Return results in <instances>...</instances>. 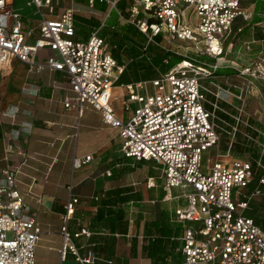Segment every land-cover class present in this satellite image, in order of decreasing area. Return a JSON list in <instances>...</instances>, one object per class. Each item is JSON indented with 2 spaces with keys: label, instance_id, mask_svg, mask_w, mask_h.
Instances as JSON below:
<instances>
[{
  "label": "built area",
  "instance_id": "obj_1",
  "mask_svg": "<svg viewBox=\"0 0 264 264\" xmlns=\"http://www.w3.org/2000/svg\"><path fill=\"white\" fill-rule=\"evenodd\" d=\"M60 1H28L41 13L39 34L34 37V29L25 26L15 9V0H0V71L18 60L30 71L49 68L63 72L73 91L65 102L67 108L76 109L79 115L87 107L102 111L104 122L119 129L125 156L154 160L162 166L167 198L186 199L185 205L175 209L183 224L178 237L182 264H264V228L247 214L251 202L264 196V190L256 186L244 192L241 188L249 187L255 174L252 162L233 155L231 149L223 152L220 148L223 131L234 140L239 123L245 119L243 109L229 113L222 105L232 92L217 82L216 74L218 61L226 62L223 67H233L227 62L238 63L255 52L256 40L241 43L238 39L241 44L234 50L236 59L228 57L243 30H235L236 21L253 19V11L243 5L250 0H88L90 7L100 2L117 9L125 1L129 15L119 10L121 18L135 24L150 41L163 35L160 46L180 40L194 45L195 54L216 59L198 64L197 58L183 54L185 58L167 72L128 84L123 109H129L132 102L137 106L126 120L112 104L113 88L125 65H120L99 29L87 39L79 38L75 23L78 8L60 11ZM44 49L48 54L38 60V52ZM257 53L260 59L256 66L238 69L241 74L253 69L264 78V47ZM242 90L235 96L242 98ZM219 111L230 114L236 124L231 125ZM7 112L15 115L17 109ZM30 129L26 122L9 133L2 159L7 164H0V264H37L35 251L42 230L19 189V165L9 163L14 152L11 141L21 130ZM213 148H217L214 160L204 164L205 153ZM92 158L93 154L76 158L74 166L81 167ZM258 165L264 168L261 161ZM260 183L264 184V177ZM174 189L180 190L178 196H174ZM78 202V197H71L66 205L62 257L73 252L82 264H94L98 257L91 250L81 255L75 241L90 236L89 229L72 233L67 225Z\"/></svg>",
  "mask_w": 264,
  "mask_h": 264
},
{
  "label": "crops",
  "instance_id": "obj_2",
  "mask_svg": "<svg viewBox=\"0 0 264 264\" xmlns=\"http://www.w3.org/2000/svg\"><path fill=\"white\" fill-rule=\"evenodd\" d=\"M259 1L264 0L243 1L253 11V19L246 26L239 25L243 30L237 34L241 43L256 40L254 50L264 47V9H257ZM103 6L100 3L89 10L78 7L83 12L76 16L82 20L75 17V23L85 24L84 18L95 17L104 26L113 8ZM102 13L103 17H98ZM40 19L23 16L25 26L34 29V37L39 34ZM118 21L126 23L121 15ZM48 52L41 50L37 59L44 60ZM14 63L0 71L9 83L3 103L0 101V164H7L2 159L9 133L30 123V131L21 130L11 141L14 152L9 163L19 165V189L42 230L35 251L37 264H82L73 252L62 257L64 215L71 197H78L79 202L68 228L72 233L89 229L90 236L75 241L81 255L91 250L98 257L94 264H182L178 237L183 224L175 209L185 205L186 199L167 198L162 166L154 160L125 156L119 129L104 122L102 111L87 107L79 115L76 109L67 108L65 102L73 91L63 72L49 68L30 71L26 64ZM120 76L113 88L112 104L126 120L137 106L132 102L129 109H123L129 94L127 85L137 80L130 74ZM10 109H17L16 114H8ZM89 154H93L89 162L74 166L76 158ZM173 193L178 196L180 190ZM155 242H159V249Z\"/></svg>",
  "mask_w": 264,
  "mask_h": 264
},
{
  "label": "rangeland",
  "instance_id": "obj_3",
  "mask_svg": "<svg viewBox=\"0 0 264 264\" xmlns=\"http://www.w3.org/2000/svg\"><path fill=\"white\" fill-rule=\"evenodd\" d=\"M28 1L29 0H16L15 9L17 11H19L21 13V15H23L25 17V19L35 20V19H38L39 17H41V13H39L37 11L36 6L29 5ZM105 4H107V3H103V5H105ZM96 5H97V3H95L94 7H90L88 0H61L60 4L58 6V9L60 11H64L68 7H77V8L80 7V8H82V10H85V9L89 10V9H95ZM118 9L121 10L125 16L129 15V13L126 10V2L125 1H122V3H120L118 5ZM118 9L113 8L111 10V16L108 19L109 28H111L113 25L116 26L119 24L118 18L120 17V13H119ZM80 12H83V11H81L79 9V11L77 13H80ZM189 14H190V11L187 12V18L188 19H189ZM89 15H91V14H89ZM103 15L104 14L102 13V15H100L98 17H103ZM76 20H82L81 16H76ZM240 20H241L240 22H242V23H237L235 25V27H238L239 25H243V26L245 25L246 26V24H247L246 21H244L242 19H240ZM192 22H194V21L192 20ZM76 27L78 29V31H77L78 37H80L81 39H86V38H84L86 35L88 37L90 36V34H89L90 28L88 27V25L76 23ZM246 34H247V32H246ZM257 34H258V31L256 32V37H257ZM160 37H162V39H163V35H160ZM238 39H241L240 35H237V37L233 41V47L234 48L230 52L231 54L228 56L231 59L233 58V60L236 59L235 56L237 55L236 51L234 52V50H236L238 48V46L236 44ZM239 43H240V40H239ZM109 45L111 46V48L114 49L115 45L113 44L112 41L109 42ZM160 47L164 48L165 50L172 51V52H174V50L176 49V52H174V53L178 52V53H180V55L184 54V55L191 56L193 53L194 54L196 53L194 50V45H192L191 43H188V42L180 41V40L172 41V42H163V46H160ZM258 50H259V48L256 47V49L254 50L255 52H252V53L249 52L247 54V57H249V58L238 59V63H236L237 61L233 62V63L227 62V63H229V65H233V67L232 66L223 67L224 64L226 65V62L218 61L219 62L218 64L220 65V67L218 69H221V68H224V69L232 68V69H234V72H231V73H225V74H220V75L216 73L218 75L217 82L219 84H221L224 88L228 89L229 92H232L230 94V96L226 97V98H228V101L224 100L222 102V105L224 106V108L229 113L232 111L233 108L236 109V111L239 110L238 108L243 109L242 110V117L245 119L243 126H241V129L243 132H245V127L248 125L249 117L257 119L258 121H260L261 123L264 124V78L258 77L257 73H253V71H252L253 69L248 73L245 72V74H241L240 71L238 70V69H243L247 65H250L252 68L254 66H256L257 61H259V59H260V56H259L260 54L257 53ZM198 55H201V54H198ZM122 59H123L125 65L127 66L128 73L130 74V76L132 78H149V77H153L156 75L158 76V74L160 73L156 69L157 67H154L151 62L146 61L145 66H144L146 68H144L143 66H139L141 68V69H139L140 74L138 75V77H136V75H134L135 63L133 62L132 58L126 56V54H122ZM215 61H216V59H215ZM17 63H18V60H15L14 65H16ZM6 78H7V76L4 77L3 74L0 73V101H2L1 103H3L2 98L5 95L4 91L7 90L8 86H9V83H8ZM241 88H243L242 98H238L237 96H235L234 93L241 94ZM214 89H216V88H214ZM223 103H225L226 105H224ZM0 107H1V105H0ZM259 133H261V130L259 131ZM221 144H222V141H221ZM221 144H220V148H221ZM221 150L223 151V148ZM216 151H217V148H213L212 151L205 153L204 164H208V163L211 164V162L215 158ZM223 152H225V151H223ZM243 156L246 158L253 159L250 152H248L247 154H245ZM241 189L244 192L249 191L248 188H241ZM262 198L263 197L259 196L251 202V208H250V210H247V214L252 215L251 211L256 209L258 204L262 201Z\"/></svg>",
  "mask_w": 264,
  "mask_h": 264
},
{
  "label": "trees",
  "instance_id": "obj_4",
  "mask_svg": "<svg viewBox=\"0 0 264 264\" xmlns=\"http://www.w3.org/2000/svg\"><path fill=\"white\" fill-rule=\"evenodd\" d=\"M99 4L100 2H97V5ZM106 7L107 5L105 4L103 9H106ZM258 8L264 9V1H259L257 9ZM256 19L259 20V17H256ZM83 21L90 28L89 34H91V32L95 29H99V33L102 37H104L108 42H113L115 45L113 49L114 56L121 65L125 64L122 59V54H126V56L132 58L133 62L135 63L134 75H136V77H138L140 74L139 69L141 68L139 66L144 67L146 61L151 62L154 67H157L156 69L158 72H160L159 74H161L167 72L174 64L185 58L184 55H180L160 47L159 42L162 39L160 35L155 38V41H150L148 35L141 31L133 23L126 22L121 25H113L111 28H109L108 22H106V24L101 27L102 22L95 17L89 19L84 18ZM87 37L88 36L86 35L84 38ZM191 56L197 58L196 62L198 64L215 62L214 58L205 55H196L193 53ZM231 72H234V69L221 68L217 70V74L219 75ZM128 74L129 73L126 66L120 77L123 78L128 76ZM135 79L137 81L140 80V78ZM223 104L226 105L225 103ZM231 112L237 113L236 109L234 108ZM219 114L228 122H230L231 125L236 124V120L228 113L219 111ZM243 123L244 122L239 123L234 140H232V136L228 132L223 131L221 149L223 148V151L231 149V152L236 156H243L250 152L253 159H248L252 162L255 174L249 187L247 188L250 190L256 186H259L264 190V184L260 183L261 177H264V168L258 165V161H261L264 165V124L257 119L249 117L248 125L245 127V132H243L241 129ZM222 125H224L226 129L230 131L232 130V126H228L224 122H222ZM259 129L261 130V133H259ZM262 197V201L258 204L256 209L251 211L252 215H248L253 217L257 224L264 228V196ZM250 208L248 210H250ZM154 244L158 249L161 247L159 242H155ZM156 262H161V264L166 263V261Z\"/></svg>",
  "mask_w": 264,
  "mask_h": 264
}]
</instances>
